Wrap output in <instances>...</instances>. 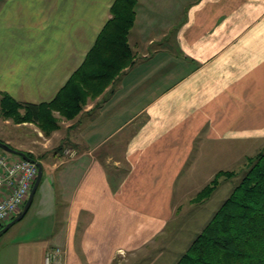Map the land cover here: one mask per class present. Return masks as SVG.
Here are the masks:
<instances>
[{"label":"crops","instance_id":"0c3cea01","mask_svg":"<svg viewBox=\"0 0 264 264\" xmlns=\"http://www.w3.org/2000/svg\"><path fill=\"white\" fill-rule=\"evenodd\" d=\"M113 2L0 0V97L50 102L93 47ZM181 12L174 25H159L171 36L149 38L158 14ZM134 27L133 65L99 103L44 138L48 150L66 137L73 156L38 159L41 132L32 123L17 128L37 134L0 139L42 165L0 264H45L55 246L66 252L62 264L175 257L174 244L161 250L173 239L178 207L264 148V0H137Z\"/></svg>","mask_w":264,"mask_h":264},{"label":"trees","instance_id":"16d2710c","mask_svg":"<svg viewBox=\"0 0 264 264\" xmlns=\"http://www.w3.org/2000/svg\"><path fill=\"white\" fill-rule=\"evenodd\" d=\"M136 7L137 0H114L110 18L93 47L50 102L21 103L2 94L0 117L18 124L33 123L49 136L59 126L53 112L70 119L79 114L87 99L98 96L133 65L129 38ZM26 155L33 159L29 153ZM245 160L248 169L241 180L175 264H264V149ZM232 176L230 171L217 172L192 202L207 201L220 179Z\"/></svg>","mask_w":264,"mask_h":264},{"label":"rangeland","instance_id":"374dc122","mask_svg":"<svg viewBox=\"0 0 264 264\" xmlns=\"http://www.w3.org/2000/svg\"><path fill=\"white\" fill-rule=\"evenodd\" d=\"M157 16H158V20L156 22V27H158V30L157 31L154 30L151 33L149 38H154V36H159L161 38V40H159V43H161L162 38L167 39L168 36H171L172 31H170L171 28L169 29V31H166L165 29L159 30V25H161L163 23L167 24V27L169 26V24H172V23L174 25L176 22L181 20L182 12L180 14L179 13L158 14ZM162 18H163V20H161ZM154 20H155V17H154ZM135 33H136V28L134 27L131 30V34H130V38H129L131 44H132V37H134V35H136ZM147 33L149 34V31ZM164 36H166V37H164ZM156 45H158V42ZM112 83H111V85H112ZM111 85H109L103 91H101L102 93H100L98 96H93L92 98L87 99L86 103L82 107V110H84L85 108H87L91 105L93 106V105H96L97 103H99L103 99L104 93H106V90L109 89ZM78 115L79 114H77L74 118L70 119V118H65V117L57 114V112H53V117L56 119V121L59 125L58 128L56 130H54L51 133V135H49V136H46L43 132H41V130H39L41 132L40 137L36 135L38 140L33 145L35 147L37 146V147L41 148V150L46 149V148L42 147V144L44 142V138L51 137L52 134L56 131H61V133H62L64 130V123L72 122L73 120H75L77 118ZM4 121H5V119L0 117V139L6 140L7 138H12V137H14V138L19 137V139H20V138H22V136L24 135V132H26V131L32 132L33 134H37L36 131L35 132L33 131V129H34L33 126L30 128H27V127L17 128L18 126L23 125L25 123L18 124V123H14L10 120V124L6 125ZM60 139L56 140V141L53 140L54 141L53 145L48 147L47 148L48 150H42L43 153L40 152V154H38V159L45 157L47 154H53V152L64 154L65 156H67L68 155L66 153L67 150H70V149L75 150L71 146L73 144L71 142H69L66 139V137L64 139H62V141H60ZM2 142L5 143V141H2ZM9 142L6 144H8L10 147H12L15 150H18V151L25 153V151L22 150V148L17 149L18 148L17 146H19V145H17V143L14 140H9ZM47 145H49V144H47ZM263 149H264L263 147L260 148L258 151H256L255 154H257L258 152H260ZM255 154H253L252 156H254ZM8 155H9V157H11V159L19 158L16 155H11V154H8ZM247 169H248L247 161L245 159L240 160L237 163L236 167H234L232 170H229L230 172L233 173V176L229 177V178H227V177L221 178L220 179L221 182H220L219 187L213 192V194L211 195V197L207 201H205L201 204L193 203L192 199L195 197L194 196V197H191L189 201L185 200L183 202V204L178 207V209H179L178 212H180L179 220H177V221L175 220V222L172 223L173 226H171V227H173L172 232H174L173 239L171 238L172 240L168 241L166 243L167 245L165 247H162L161 251L166 250V248L168 246H171L174 244V247L173 246L172 247L175 248V250H180V252L178 253V255L175 254V257H174V254H172L171 258H169L170 256H168V254L159 253V254L155 255L157 257L155 264H171V262H172V264H175L179 260V258L188 249V247L190 246L192 241L195 239V237L198 235V233H200V231H202L204 226L209 222L213 213L217 210V208L224 201V199L229 195V193L231 192L233 187L241 180L242 176L245 174ZM191 206H194L195 208H191ZM190 208L194 209V210L191 211ZM189 209H190V211H189ZM188 213H190V214H188ZM20 223H21L20 221L17 222L7 232H5L3 235L0 236V248L6 246L8 244V241H10L14 237V233H16V231L19 229V227L21 225ZM178 228L182 229L183 233H179L177 231ZM168 232H169L168 236H170L171 230H169ZM178 234H182V235L179 236Z\"/></svg>","mask_w":264,"mask_h":264},{"label":"built area","instance_id":"2783aa9c","mask_svg":"<svg viewBox=\"0 0 264 264\" xmlns=\"http://www.w3.org/2000/svg\"><path fill=\"white\" fill-rule=\"evenodd\" d=\"M70 156L74 152L67 150ZM37 176L35 162L11 159L0 150V226L10 221L25 204ZM65 250L55 246L46 250L45 264H62Z\"/></svg>","mask_w":264,"mask_h":264},{"label":"water","instance_id":"95a60500","mask_svg":"<svg viewBox=\"0 0 264 264\" xmlns=\"http://www.w3.org/2000/svg\"><path fill=\"white\" fill-rule=\"evenodd\" d=\"M0 150L4 151L7 154L16 155L18 157H21L24 160L35 162L36 166H37V176H36V179L32 185L31 191L28 195V198H27L25 204L23 205L22 209L12 219L8 223H6L2 229H0V236H1L5 232H7L9 230V228H11L15 223L19 222L24 217V215L27 213V211L29 210V208L32 204L35 192H36V190L39 186V183L41 181V178H42V165L39 162H36L35 160L30 159L26 155V153L15 150L12 147H10L8 144H6L2 141H0Z\"/></svg>","mask_w":264,"mask_h":264},{"label":"clouds","instance_id":"9594fccd","mask_svg":"<svg viewBox=\"0 0 264 264\" xmlns=\"http://www.w3.org/2000/svg\"><path fill=\"white\" fill-rule=\"evenodd\" d=\"M18 157V156H17ZM19 158H21V157H19ZM37 162V161H36ZM8 223V222H7ZM6 224V223H5Z\"/></svg>","mask_w":264,"mask_h":264}]
</instances>
